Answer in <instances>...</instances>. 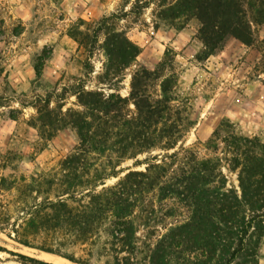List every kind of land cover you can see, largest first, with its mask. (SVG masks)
<instances>
[{"label":"rangeland","instance_id":"1","mask_svg":"<svg viewBox=\"0 0 264 264\" xmlns=\"http://www.w3.org/2000/svg\"><path fill=\"white\" fill-rule=\"evenodd\" d=\"M146 1L150 3L143 7ZM162 1L0 0V180L12 177V181L23 185L20 191L0 187V215L6 218L9 210V217L17 221L16 228L28 227V214L23 213L22 219L16 213L19 202L33 205L47 199L55 201L54 192L38 193L28 185L34 186L33 180L41 175L52 178L50 175L59 171L61 162L73 155L79 145L77 133L71 127L40 126L36 106L46 105L49 99L47 106L55 118L61 108L63 112L69 108L82 111L77 97L72 95L77 84L83 83L90 91H101L106 97L114 94L129 98L132 75L146 69L157 73L158 78L150 88L153 96L162 98L161 84L168 81L174 99L171 105L180 112L178 124L182 127L175 148H157L122 160L108 151L94 153L96 168H108L111 157L112 170L117 174L106 179L96 192L117 186L130 171L145 172L148 165L141 163L152 164L153 157H158V163L170 164L172 161L166 156L181 157L182 146L192 149L201 159L215 157L209 140L222 122L238 136L257 139L264 145V53L260 43L249 47L230 39L220 53L206 58L197 35L198 21H188L181 28L167 25L158 15ZM171 1L167 0L166 4ZM135 3L138 9L133 8ZM112 14L119 16L116 31L125 34L139 48V55L119 79L112 75L102 79L109 64L104 49L105 35L99 36L94 56L89 59L72 31L76 28L92 34L99 21ZM255 31L258 41H262L264 27ZM124 111L129 117L136 114L133 101L128 102ZM221 151L224 150L217 155L220 158ZM222 166L227 187L239 190L237 173L225 161ZM86 192L79 189L76 197L86 202ZM159 195L157 190L135 195L134 204L127 212L132 223L130 248L113 243L108 224L97 238L88 242L55 235L53 248L73 256L77 262H72L24 246L15 239L14 232L7 230L0 231L3 250L0 264H23L26 261L23 256L59 264L44 255L72 264H194L196 254L172 246L174 253L170 255L167 248L169 235L187 224V210L179 201L160 200ZM46 236L40 232L32 239L34 246L43 244ZM258 262L264 264V238Z\"/></svg>","mask_w":264,"mask_h":264},{"label":"trees","instance_id":"2","mask_svg":"<svg viewBox=\"0 0 264 264\" xmlns=\"http://www.w3.org/2000/svg\"><path fill=\"white\" fill-rule=\"evenodd\" d=\"M166 1H162L158 15L167 25L177 28L188 21H198L197 35L204 46V57L220 53L230 39L249 47L260 43L264 53V39L258 41L255 31L257 27H264V0H172L168 4ZM149 3L146 1L143 7ZM137 5L133 8L138 9ZM117 20L116 14L104 17L92 34L76 28L72 31L89 59L94 56L99 36L105 35L104 49L109 64L102 79L110 75L119 79L139 55V48L125 34L116 31ZM157 78L156 72L136 71L132 75L129 98L114 94L106 97L101 91H90L83 83L77 84L72 95L77 97L82 111L69 108L63 112L61 108L56 118L47 106L49 99L46 105L36 106L40 126L71 127L77 133L79 145L73 155L61 162L59 171L50 175L52 178L41 175L33 180L34 186L28 185L38 193L54 192L55 201L47 199L33 205L19 202L16 213L22 219L23 213L28 214L27 229L22 225L16 228L17 221H12L8 210L6 218L0 215V231L14 232L15 239L24 246L77 262L73 256L53 248V242L57 241L55 235L88 242L97 238L108 224L113 243L130 248L133 237L128 209L134 204L135 195L157 190L160 200L179 201L189 215L187 224L169 235L170 255L175 246L196 254L194 264H259L264 238V145L257 139L240 137L228 130L226 122L218 126L209 140L215 157L201 159L192 149L182 146L181 157L166 156L172 161L170 164L158 163V157H153L152 164L141 163L148 165L145 172L130 171L117 186L96 192L100 185H105L106 179L117 177L111 157L108 168L95 167L92 155L97 151L103 154L108 151L122 160L157 148L169 150L180 141V112L171 105L174 99L169 82L161 84L162 98L150 92ZM129 101L136 108L133 117L125 115ZM221 149L224 150L220 153L222 158L217 156ZM224 161L237 173L239 190L227 187ZM107 169L111 172L107 173ZM11 178H1L0 187L20 191L23 185ZM79 189L87 191L86 202L76 197ZM40 232L47 234L45 241L34 246L32 239ZM0 251L3 250L0 248ZM23 259L30 264H54L26 256ZM26 261L23 264H29Z\"/></svg>","mask_w":264,"mask_h":264},{"label":"bare ground","instance_id":"3","mask_svg":"<svg viewBox=\"0 0 264 264\" xmlns=\"http://www.w3.org/2000/svg\"><path fill=\"white\" fill-rule=\"evenodd\" d=\"M44 256L46 258H53V259L57 260V263H59V264H72V263H70L66 260L60 259V258H55V257H51V256H46V255H44Z\"/></svg>","mask_w":264,"mask_h":264}]
</instances>
